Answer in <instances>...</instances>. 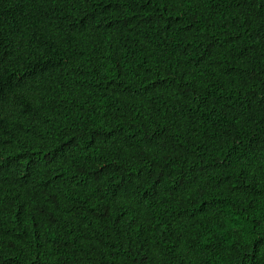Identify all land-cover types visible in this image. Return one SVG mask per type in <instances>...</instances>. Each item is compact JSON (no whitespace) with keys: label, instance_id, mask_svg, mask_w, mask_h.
Instances as JSON below:
<instances>
[{"label":"trees","instance_id":"16d2710c","mask_svg":"<svg viewBox=\"0 0 264 264\" xmlns=\"http://www.w3.org/2000/svg\"><path fill=\"white\" fill-rule=\"evenodd\" d=\"M0 264H264V0H0Z\"/></svg>","mask_w":264,"mask_h":264}]
</instances>
